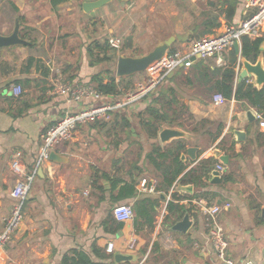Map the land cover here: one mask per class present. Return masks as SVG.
<instances>
[{"label":"crops","instance_id":"0c3cea01","mask_svg":"<svg viewBox=\"0 0 264 264\" xmlns=\"http://www.w3.org/2000/svg\"><path fill=\"white\" fill-rule=\"evenodd\" d=\"M10 1L3 7L1 3L5 0H0V9L8 11L12 6L20 15L24 6L19 0L12 1L13 5ZM150 1L149 13L163 18L171 33L188 34L187 41L174 43L175 46L179 43L175 48L205 35L220 33L226 25L237 24L252 10L247 7V0H239L231 23L219 15L220 26L212 33L198 37L193 36L190 27L194 18H199L204 9L217 14L219 7L207 5V0ZM133 5L134 0H130L122 8L131 11ZM99 9L86 15H96ZM21 16L15 19L20 23L19 34L31 44L0 48V230L3 218L15 204L10 195L15 184V176L10 170L13 156L19 157L31 170L35 166L41 135L67 110L109 99L114 103L139 81L159 73L152 64L147 70L135 73L138 78L131 88L121 90L119 86L117 95L107 97L103 94L100 100H85L77 105L65 96L48 93L50 72L44 60L52 56L42 58L41 67L37 65L40 56L36 53L41 46L38 40H29L21 33ZM51 17L43 16L36 23ZM6 24L5 15L0 16L1 34L12 32L13 29L8 32ZM140 31L142 27L136 30ZM78 33L80 44L77 49L71 50L70 43L60 51L63 57L60 58L61 66L56 61L55 64L73 83H88L93 75L110 69L112 60H104L101 67L91 64L88 45L96 39L83 37L79 29ZM86 40L90 42L87 44ZM238 43L239 53L231 47L224 51L220 62L212 55L196 58L190 67L180 66L172 70L152 93L135 103L115 108L107 121L78 126L70 140L57 145L54 150L66 161L48 159L40 166L41 171L37 169L31 192L23 204L22 222L0 248V264H61L62 255L70 249L86 252L94 264H150L151 260L155 264L163 260L165 264H225L214 252L210 238L212 223L206 211L213 204L226 202L230 207L218 213L216 222L228 242L227 257L235 262L264 264V126L259 125L264 116L245 100L225 98L219 104L213 103V95L219 92L213 87L218 79L213 70L231 64V50L237 58L234 84L240 81L241 41ZM29 57L35 58L30 65ZM261 59L264 64L263 55ZM246 79L253 84V75ZM12 84H21L24 88L19 97L11 95ZM167 86L175 88L178 104L186 105L187 111L180 114V119L190 138L177 139L185 144V148L177 153V159L174 158L176 154L166 152V157H156L158 163L162 162V167H156L145 159L151 144H159L164 152L173 140L163 144L158 134L156 139H148L133 125L125 131L116 129L113 132L104 130L102 125L112 123L117 126L122 117L130 123L136 121V113L149 105L152 94ZM248 112L253 119H249ZM236 130L243 132L240 140ZM108 136L116 137L113 145L99 139ZM187 147L196 148L194 159L187 156ZM110 153L111 160L108 158ZM221 156H227V159L221 160ZM174 160L184 169L168 184L167 180L171 179L175 169ZM218 165L223 169L219 170ZM214 171L218 172L219 182H212ZM102 174H106V178ZM183 176L187 178L184 182L180 181ZM115 180L120 181L112 187ZM128 183L134 187L135 194L120 197L128 192ZM154 183L155 191L144 190L145 185ZM183 186L189 187L183 190ZM172 194L181 198L175 200ZM169 201L176 205L170 211L167 209ZM118 204L131 205V220L119 222L113 218L112 208ZM185 214L189 216L190 226L186 231L174 230L173 225ZM132 236L136 242L131 250L126 241ZM108 242H113L111 253L106 251ZM116 251L135 253L137 260L116 263L113 256Z\"/></svg>","mask_w":264,"mask_h":264},{"label":"built area","instance_id":"2783aa9c","mask_svg":"<svg viewBox=\"0 0 264 264\" xmlns=\"http://www.w3.org/2000/svg\"><path fill=\"white\" fill-rule=\"evenodd\" d=\"M247 7L252 8L251 12L246 14L237 24L226 25L220 33L205 35L196 41L182 45L180 48L168 49L163 56L165 62L158 68L159 73L150 74L147 78L139 81L134 86L136 88L133 91H126L120 100L114 103L105 101L91 103L89 105L83 104L74 110H67L61 118L52 123L41 135L37 159L35 166L31 170L27 169L19 157L13 156L10 161V170L15 176V184L10 195L15 199V204L8 215L3 218V227L0 230V248L9 241L12 234L21 224L23 219V204L28 197L37 169L42 166L43 162L49 159L50 150L62 142L70 140L74 130L78 126L91 122L107 121L111 118V113L115 108L135 103L147 94L152 93L156 90L160 82L167 77L169 72L180 66L190 67L194 61L193 57L198 56V58H204L213 55L220 62L224 51L231 48L235 41L240 42L243 36L263 38L264 0H247ZM106 42L110 48L116 50H119L123 43L122 38L119 36H110ZM44 64L50 72L48 93L65 96L77 105L85 100H100L102 98L103 93L94 85L88 83H73L68 80L61 68L56 66L52 57L46 58ZM10 90L11 95L14 97H19L24 92L21 84H12ZM106 95L107 97L114 96L112 94ZM224 99L223 94L219 92L213 95L214 104H219ZM259 125L264 126V119L259 121ZM217 167L219 170L223 169L220 165ZM144 190L150 192L155 191V183L148 186L145 185ZM229 207L230 204L226 202L221 205L213 204L207 208L206 212L212 223L210 238L214 252L225 264H254L251 261L235 262L226 255L228 242L224 231L216 222V216L222 209ZM112 215L115 220L126 222L133 218V210L129 204H118L112 208ZM135 242L136 238L133 236L130 237L126 241L127 248L134 249ZM113 248V242H108L106 251L111 253L113 252Z\"/></svg>","mask_w":264,"mask_h":264},{"label":"rangeland","instance_id":"374dc122","mask_svg":"<svg viewBox=\"0 0 264 264\" xmlns=\"http://www.w3.org/2000/svg\"><path fill=\"white\" fill-rule=\"evenodd\" d=\"M9 1L5 0V2H2V6H8ZM12 1L10 2L13 5ZM84 1L88 0H72L71 3L67 2L59 7L53 8L49 0H19L24 6V10L20 15L17 10L15 11L12 6H9L10 9L8 11L1 10L2 8L0 9V16L3 17L5 15L8 20L6 27L9 32L14 27V20L22 15L21 33L29 40H38L41 46L39 52L36 53L40 56L37 59V65H39V67L42 66V58L47 56H52L54 62H58V65L61 66L60 58L63 57L60 51L66 49L70 43L72 45L71 50H76L77 46L80 44L78 40V29L83 34V37L89 40L95 38V41L100 42L99 44L101 45H104V42L110 36H119L122 38L123 43L119 50H114L109 47L106 51L110 56H113L111 59L112 65L110 71L114 74L117 57L119 55H143L150 51L158 41L167 38L168 34L171 33L170 27L167 23L163 22V18H159L157 15L153 17V13L152 15L149 13L148 8L151 5L150 0H134L131 11L122 8L128 5V1L111 0L100 7V9L98 8L99 10L96 15L90 16H87L86 14H88V12L86 13L82 9V2ZM158 1L160 2V0ZM47 15H52V17L42 23H36L38 20L42 19L43 16ZM2 27L1 25V28ZM140 27H142V31L136 32ZM172 34L173 33L170 35ZM65 38L68 39L66 40ZM69 38L71 39L69 40ZM195 39H198V37ZM89 42L86 40L85 43L88 44ZM178 44L179 43H177L176 46ZM34 59L35 58H33V60ZM104 63L105 61H98L94 62L93 65H95V67H101V64ZM58 65L56 64V66ZM126 78L130 81H126L127 79L121 81L119 84L121 90L131 88L132 84L137 80L138 75L133 74ZM76 83L84 82L77 81ZM92 84H94V86L96 85L95 83ZM135 88L136 87L133 86L130 90L133 91ZM107 101L111 102L110 99ZM111 124H103L102 128L112 132L116 129H120L119 126H112ZM131 124L137 129L135 120H132ZM99 139L104 143L107 142V145H113L116 137L108 136L107 139L104 137ZM111 156L112 153H110L108 157L109 160H111ZM149 262L150 264H155L152 260ZM160 264H165L164 260Z\"/></svg>","mask_w":264,"mask_h":264},{"label":"trees","instance_id":"16d2710c","mask_svg":"<svg viewBox=\"0 0 264 264\" xmlns=\"http://www.w3.org/2000/svg\"><path fill=\"white\" fill-rule=\"evenodd\" d=\"M67 0H50L51 6H55L58 3H61ZM207 5L217 8L218 13L212 14L209 10L200 11L199 18L195 17L192 23L190 24L191 30L194 35L202 36L207 33H212L216 28L220 26L219 15H223L227 23H231L239 0H207ZM264 40L262 38H249L243 36L241 38V56L246 58L251 62H255L260 53H264V50H260V45ZM109 48L108 43L105 41L104 45L99 44L97 41H93L88 45V53L91 56V64L98 61L110 60L113 56H110L107 53ZM113 49V48H112ZM175 49L174 43L170 46L169 50ZM116 50V49H114ZM232 54L231 64L228 66L215 67L213 74L218 76V79L215 80L213 87L219 93L227 99L235 98L236 100H245L250 105L255 107L258 111L264 116V86L261 88L255 87L251 82L246 78L240 80L234 84L236 72L234 66L236 63V56L234 51L231 50ZM262 55L264 56V54ZM93 58V59H92ZM28 64L30 65L33 61L32 57L27 59ZM164 63L163 59L154 63L157 68H159ZM103 74V75H102ZM107 79L104 81V79ZM126 77H121L116 81V76L110 69L100 71L99 73L91 77V82H95V86L103 94H117V90L121 81ZM154 94V93H153ZM152 94L149 105L145 107L143 111L136 113V126L138 129L144 132L146 138L156 139L159 130L163 127H180L184 128V123L180 119V114L187 111L186 105H179L175 97V88L173 86H167L161 88L155 95ZM92 125H97L93 122ZM123 131L132 127L130 121L122 117L119 124L117 125ZM168 150L161 151L162 148L159 144L152 143L150 151L145 154V159H148L156 165V167H162V162L158 163L156 157L162 159L167 156L168 152L170 155L176 154L174 157L177 159V153L185 148V144L181 140L174 139L169 145ZM175 169L172 170V177L168 179V184H171L175 179V175H179L184 169V166L178 165L177 160H174ZM135 167V166H134ZM170 169V168H169ZM170 170H168L169 172ZM164 173V172H163ZM103 178H106V174H102ZM186 176H183L180 181H186ZM120 180H115L112 184V187L116 186V183ZM167 184V185H168ZM127 185V193L121 194L120 197L131 196L135 194V189L133 186ZM172 197L175 200L181 198L178 194H172ZM179 207V206H177ZM176 208L174 202L169 201L167 203V209L173 210ZM186 211V210H185ZM184 211V212H185ZM187 211H189L187 209ZM73 253V256L71 255ZM94 264L90 256L82 251L77 249H70L62 255L61 264Z\"/></svg>","mask_w":264,"mask_h":264},{"label":"water","instance_id":"95a60500","mask_svg":"<svg viewBox=\"0 0 264 264\" xmlns=\"http://www.w3.org/2000/svg\"><path fill=\"white\" fill-rule=\"evenodd\" d=\"M111 0H89L82 2V9L84 12H89L93 9H97L102 7L104 4L108 3ZM118 1H129V0H118ZM189 38L187 33H174L169 35L167 38L158 41L155 46L148 51L147 53L139 56H129V55H119L117 57L116 66H115V75L118 78L127 77L133 75L135 73L143 72L147 70V68L154 62L159 61L166 53V51L170 48V46L175 42L187 41ZM29 45L31 42L23 39L19 34V22L15 20L14 28L10 34H1L0 33V48L9 47L12 45ZM233 49L236 53H239V43L235 41L233 43ZM264 48V42L260 45V50L262 51ZM262 53H260L255 62H251L246 58L242 57L240 63L242 64V68L238 74V80H242L248 76L253 75V85L257 88H261L264 86V64L262 62ZM198 58V56L193 57V60ZM249 119H253L250 112H248ZM237 139H241L243 132L238 130L235 131ZM158 137L161 143L166 144L171 142L174 139L190 138L189 133L185 131V129L180 127H163L158 132ZM196 148L195 147H187L186 154L190 158H195ZM183 157V156H182ZM221 160H226L227 156H221ZM49 160L56 162H65L66 158L60 154H58L54 149L49 152ZM41 171V168L39 169ZM215 176L212 179V182H219L220 179L217 176L218 172L214 171ZM189 186H183V190H186ZM190 226L189 216L187 214L184 215L182 220L178 221L173 225V229L177 231H186ZM114 261L116 263L120 262H135L137 260V254L135 253H126L116 251L113 254Z\"/></svg>","mask_w":264,"mask_h":264},{"label":"bare ground","instance_id":"6f19581e","mask_svg":"<svg viewBox=\"0 0 264 264\" xmlns=\"http://www.w3.org/2000/svg\"><path fill=\"white\" fill-rule=\"evenodd\" d=\"M162 59H163V61L165 62L164 57H162L160 60H162ZM160 60H159V61H160ZM156 62H158V61H156ZM156 62H154V63H156ZM154 63H152V64H154ZM152 64H151V65H152ZM151 65H150V66H151Z\"/></svg>","mask_w":264,"mask_h":264}]
</instances>
